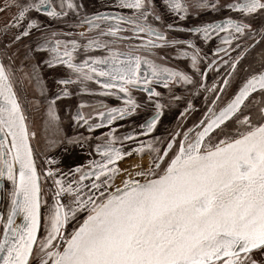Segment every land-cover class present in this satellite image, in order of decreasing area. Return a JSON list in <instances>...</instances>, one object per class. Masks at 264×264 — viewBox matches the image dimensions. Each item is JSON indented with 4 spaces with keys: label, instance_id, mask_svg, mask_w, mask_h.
Returning a JSON list of instances; mask_svg holds the SVG:
<instances>
[{
    "label": "snow or ice",
    "instance_id": "obj_1",
    "mask_svg": "<svg viewBox=\"0 0 264 264\" xmlns=\"http://www.w3.org/2000/svg\"><path fill=\"white\" fill-rule=\"evenodd\" d=\"M113 6L131 10V15L97 12L82 16L83 5L75 0H11L0 9H18L5 29L6 33L18 30L12 33L11 43L35 30L34 41L25 46V59L47 53L44 62L48 67L63 65L69 70L70 75L57 79V84H75L80 93L123 101L115 107L103 101L79 103L72 119L77 126H86L89 135L47 140L50 147L59 143L84 147L93 139L101 140L95 145L99 160L91 159L68 172L52 167L41 172L32 146L36 132L29 126L17 93L16 72L0 60V193L8 200L6 214L0 215V264H264V105L257 108L255 121L249 107L255 100L253 93L264 96V57L260 70L245 77L225 106L215 110L213 101L204 119L187 131L174 132L166 140H136L156 128L164 107L157 100L156 114L140 125V133L118 136L115 122L129 118L140 107L134 91L143 90L152 103L153 97L162 96L153 84L165 89L173 85L204 87L193 76L159 63L166 55H159L157 49L186 44L191 52L180 50L178 55L189 58L193 72L199 75H203L199 64L205 57L192 40L168 39L153 23L163 19L156 0H113ZM164 6L180 19L187 18L192 8L197 15L201 10L221 8L238 15L188 29L205 43L218 39L217 55L229 56L240 49L229 60L218 56L230 68L220 91L229 84L228 77L236 72L243 54L264 43V0L226 4L220 0H192L191 4L188 0H164ZM41 10L47 18L65 22L70 28L87 25L88 32L49 31L28 15ZM69 15L77 20L66 21ZM164 27L175 30L172 24ZM70 36H79L86 43L67 38ZM93 49L105 54L88 55ZM81 50L85 58L77 61L74 54ZM4 55L12 59L6 51ZM215 64L214 59L208 67ZM39 67L36 63L28 72L22 62L19 79L29 84L35 81L43 95ZM90 83L99 85V91L89 88ZM217 87L213 85V89ZM71 95L64 88L47 102L46 132L59 129L55 100ZM173 99L180 97L173 95ZM85 107L92 108L87 117ZM190 108L191 103L185 111ZM105 127L108 130L101 136L91 135ZM125 141H133L137 147L127 150ZM133 154L141 161L147 155V165L121 168L120 162ZM45 163L58 162L46 158ZM42 175L52 180L50 205L42 199ZM121 175L127 178L114 187ZM4 182L11 188H5Z\"/></svg>",
    "mask_w": 264,
    "mask_h": 264
},
{
    "label": "flooded vegetation",
    "instance_id": "obj_2",
    "mask_svg": "<svg viewBox=\"0 0 264 264\" xmlns=\"http://www.w3.org/2000/svg\"><path fill=\"white\" fill-rule=\"evenodd\" d=\"M3 2V7L5 8L11 0H0ZM34 0H20V3H32ZM58 0H53V3H57ZM76 3L82 4L83 8L81 9V15H93L97 12L106 13L110 15H131V10L128 9H119L113 6V0H75ZM232 2V0H220L221 4H226ZM188 3L191 4L192 0H188ZM3 8V9H4ZM156 10L163 17L162 21L153 23L165 31L168 39H178L181 41L192 40L193 43L200 49V55L205 57V59L199 64V68L203 75L195 74L191 68V61L189 58H184L178 55L180 50H186L191 52V49L188 48L186 44H179L176 46H169L163 49H157V53L166 58L163 60H158L159 63L165 64L169 67L181 70L188 75L193 76V78L204 85V87H198L193 85H173L170 89H165L163 85L153 84L152 87L162 93V96L159 98L153 97V102L149 103L147 100V93L143 90H137L133 92V97L140 105L137 109V112L130 116L129 118L118 120L115 124L118 126L116 135H121L123 133L134 131L136 133L141 132L140 125L144 124L146 121L151 119L156 114L155 101H159L164 105L161 110L162 114L157 123L156 128L152 133L148 135H138L136 137L137 141H149L155 137H159L161 140H166L170 138L171 134L177 131H187L188 128L193 127L196 124L204 119L205 113H207L209 107H213L212 102L216 101L215 110H218L220 107H223L228 103L238 91L239 87L242 85L243 80L247 75H249L253 70L259 71L261 68V59L264 57V43H257L245 52L238 62L237 70L231 77H228L229 84L223 86V91H220V87L223 85V79L227 77V73L230 71L228 65L223 64L218 58L222 57L224 60H229L234 58L239 54L240 49H236L230 53L229 56H225L224 53H219L217 55L216 49L221 46L220 41L216 38H213L209 42H203L198 36L189 32L188 29L197 27L203 23L216 22L219 23L221 20L231 16L232 18H238V15L234 12H230L226 8H221L218 11H212L210 9L201 10L199 15L196 14V9H190V14L185 19H180L175 14L169 12L164 6V0H156ZM5 13V16L9 19L18 12L16 7H13L11 11H2ZM31 18L37 19L38 23L42 27L48 28L49 31H64L69 33H80L88 32L87 25L78 28H70L65 22L51 20L44 15V11L37 13L32 11L28 14ZM77 17L74 15H69L66 18V21L75 22ZM111 22H105V24ZM167 24H172L175 30H168L164 26ZM5 27L2 25L0 20V58L4 63L10 64L16 76L18 82L16 84V90L20 98L21 103L23 104L26 114L28 116V122L30 128L33 126V120L37 119L32 116V112L38 116V122L43 123L45 118L47 119V106L48 101L55 99L62 89L67 88L70 93H73L70 97H61L60 99L55 100V110L59 116V129L51 128L48 132L45 131V134L48 136V139H62L63 136H76V135H89L86 126H77L76 122L73 121L72 116L77 110V106L81 102H85L89 105H96L100 101L107 103L110 107L120 106L123 101L118 100L116 97H105L102 95H89L87 93H80L78 86L75 84L70 85H60L55 81L60 78H67L70 73L69 70L63 66L58 65L55 67H48L44 62L48 58L47 53H34V60H27L24 58V52L26 51V45L31 44L36 36L35 30H33V35L28 37H23L18 41V46L10 45L8 39L10 36L5 35ZM12 33L16 32L14 29H11ZM11 33V35H12ZM10 34V33H9ZM92 35L94 33H88ZM127 35V33H125ZM65 38V37H61ZM67 38L78 39L80 43H86V41L81 40L79 36H70ZM259 39V38H257ZM244 43L251 44V41L245 40ZM16 46V47H15ZM18 49L21 53L20 63L18 64L12 55V50ZM121 49H124V45H120ZM7 52V56H11L12 59L9 60L4 52ZM102 51L91 50L88 55H104ZM77 61L83 60L85 55L83 51L74 54ZM216 60V64L211 68L208 67L209 63L212 60ZM25 71L30 72L31 66L39 63L40 67L38 69V75L41 78L42 87L44 94H41V86H38L35 81L29 84L27 80H20L22 73L19 69L22 66ZM218 87L213 89V85ZM89 88L99 91V85L95 83H90ZM211 89V91H210ZM115 91V90H113ZM174 96H179L180 99H173ZM217 96L219 99H217ZM253 96L255 100L251 108L252 118L255 121L257 116V108L264 105V96H261L258 92L254 93ZM251 99V97H250ZM191 103V108L186 112L185 109L188 108V104ZM247 103V102H246ZM254 105V106H253ZM247 112V110H245ZM84 115L87 117L91 115L92 108L85 107L83 109ZM183 114V115H182ZM33 119V120H32ZM229 128L232 126V121L227 122ZM32 130V129H31ZM108 130L107 127L100 128L95 130L91 135L94 137L101 136L102 133ZM228 130V129H225ZM36 132V139L37 131ZM182 138V137H181ZM34 139L32 141L33 150L36 156V163L41 170L45 169L48 166L45 163L46 158H54L57 161H61L62 158H65V163L69 162L71 168H75L78 165H87L88 161L91 159L99 160L100 157L95 155V145L97 143H102L101 140L93 139L89 141V144L84 147L77 145H67L65 143H59L57 146H53L51 150L44 149L40 140ZM107 139V137H104ZM133 141H125L124 147L127 150H131V145ZM92 153V155H90ZM61 163V162H59ZM65 172H68L66 170ZM43 179V175H42ZM5 188H7L8 183L4 182ZM52 180L47 179L43 182V199L47 202L52 200ZM52 203V202H50ZM49 204V203H48ZM8 200L4 193H0V215H4L7 212ZM45 211L47 206H44ZM69 230H71V225H69ZM2 236V232H0Z\"/></svg>",
    "mask_w": 264,
    "mask_h": 264
},
{
    "label": "rangeland",
    "instance_id": "obj_3",
    "mask_svg": "<svg viewBox=\"0 0 264 264\" xmlns=\"http://www.w3.org/2000/svg\"><path fill=\"white\" fill-rule=\"evenodd\" d=\"M4 7H3V2L2 1H0V9H3ZM0 20H1V23H2V25L5 27V29H6V26L9 24V19L5 16V13L4 12H2V11H0ZM5 29H4V31H5ZM15 31H18L17 29H15V28H13ZM10 33V34H9ZM11 33H12V30L10 31V32H5V35L6 36H10V38L8 39V42L10 43V45H16V46H18L19 47V45H17L18 44V42H15V43H11V37H12V35H11ZM15 46V47H16ZM15 47L13 48V50H12V55H13V57H14V60L19 64L20 63V55H21V53H20V51L18 50V49H15ZM32 116L33 117H35L36 119H37V123H36V121H34L33 119V126H32V130H36L37 131V136H38V138L36 139V140H40V144H41V146L44 148V149H47V150H51L52 149V147H50L49 145H48V143H47V140H48V136L45 134V128H46V124H47V119L45 118V120L43 121V123H39L38 122V116L36 115V114H34L33 112H32ZM134 142H132V143H130V144H133ZM135 147H137V144L136 143H134L133 145H131V149H133V148H135ZM132 157V158H131ZM130 158H131V160H130ZM52 159H54V158H52ZM55 160V159H54ZM58 160V159H57ZM56 160V161H57ZM63 160H65V158H62L61 159V161H57L58 163H56V164H54V165H48V166H46L45 168H47V167H52V168H54V169H59L60 171H63V172H65L66 170H69L70 168H71V166H70V164H69V162H66L65 163V161H63ZM130 160V161H129ZM129 161V162H128ZM59 162H61V163H59ZM139 162V164H141V163H143L144 165H147V163H148V156L147 155H144L143 156V161H141V159L139 158V157H137L135 154H133V156H129V157H126L124 160H122L121 162H120V167L121 168H129V167H131V165L133 166H135V165H137V163ZM124 176L125 175H121L120 177H118L115 181H114V187L115 186H121V181L123 180V179H126V178H124ZM138 178V177H137ZM44 180H45V178L43 177V182H44ZM11 188V185L8 183V185H7V189H10ZM50 202H53L51 199H50V201L48 202L49 204L48 205H50L51 203ZM47 206V205H46ZM44 211H45V208H44Z\"/></svg>",
    "mask_w": 264,
    "mask_h": 264
},
{
    "label": "water",
    "instance_id": "obj_4",
    "mask_svg": "<svg viewBox=\"0 0 264 264\" xmlns=\"http://www.w3.org/2000/svg\"><path fill=\"white\" fill-rule=\"evenodd\" d=\"M0 60H1V58H0ZM254 94V93H253ZM227 104V103H226ZM225 104V105H226ZM224 105V106H225ZM37 168H38V166H37ZM38 170H39V168H38ZM41 188H42V192H41V195H42V199H43V179H42V176H41ZM42 212H44V206L42 207ZM21 222V218H17V223H20Z\"/></svg>",
    "mask_w": 264,
    "mask_h": 264
},
{
    "label": "crops",
    "instance_id": "obj_5",
    "mask_svg": "<svg viewBox=\"0 0 264 264\" xmlns=\"http://www.w3.org/2000/svg\"><path fill=\"white\" fill-rule=\"evenodd\" d=\"M132 156H133V155H132ZM131 158H132V157H131ZM131 158H130V160H131ZM130 160H129V161H130ZM129 161H128V162H129ZM138 164H139V162L137 163V165H138ZM131 166H132V165H131ZM133 166H134V165H133ZM136 170H138V169H136ZM124 178H127V177H126V176H124Z\"/></svg>",
    "mask_w": 264,
    "mask_h": 264
}]
</instances>
